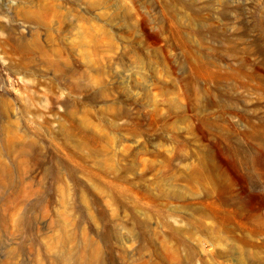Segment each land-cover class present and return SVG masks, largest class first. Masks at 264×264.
<instances>
[{"label": "rangeland", "instance_id": "1", "mask_svg": "<svg viewBox=\"0 0 264 264\" xmlns=\"http://www.w3.org/2000/svg\"><path fill=\"white\" fill-rule=\"evenodd\" d=\"M94 247L264 264V0H0V264Z\"/></svg>", "mask_w": 264, "mask_h": 264}, {"label": "bare ground", "instance_id": "2", "mask_svg": "<svg viewBox=\"0 0 264 264\" xmlns=\"http://www.w3.org/2000/svg\"><path fill=\"white\" fill-rule=\"evenodd\" d=\"M67 251V250H66ZM70 255L62 253L54 254V259H52V264H97L99 251L97 248H92L90 251H86L88 254L84 253H74L68 250ZM68 253V252H67ZM176 251H171V256H174Z\"/></svg>", "mask_w": 264, "mask_h": 264}]
</instances>
